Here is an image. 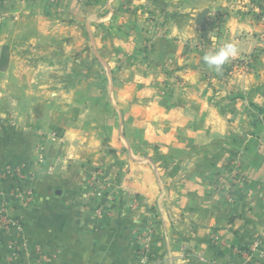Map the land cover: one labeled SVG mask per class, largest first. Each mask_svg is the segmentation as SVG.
I'll return each instance as SVG.
<instances>
[{"label": "crops", "instance_id": "1", "mask_svg": "<svg viewBox=\"0 0 264 264\" xmlns=\"http://www.w3.org/2000/svg\"><path fill=\"white\" fill-rule=\"evenodd\" d=\"M243 1L216 44L260 51L258 72L219 83L189 49L217 0H0V264H143L150 225L157 264H264V124L252 138L247 116V100L264 116V22Z\"/></svg>", "mask_w": 264, "mask_h": 264}, {"label": "rangeland", "instance_id": "2", "mask_svg": "<svg viewBox=\"0 0 264 264\" xmlns=\"http://www.w3.org/2000/svg\"><path fill=\"white\" fill-rule=\"evenodd\" d=\"M248 4H246V6H251L249 7V14L250 16L253 18V21H258L261 20L264 22V16L262 15L261 11H259L257 8H255L254 5L251 4L252 0H248ZM209 2V1H208ZM207 2V3H208ZM206 3V2H204ZM217 6H215L216 12L218 14H216L215 16L212 17V24L209 32L207 31V27L205 30H201L199 26H197L202 34L200 35V37L195 40V44L194 45H189V49L192 51H197V53L202 57L208 53V52H214L216 51L220 46L216 44L219 43L220 44V39L221 37H223L224 32H223V27L224 24L227 23V20L229 18V11L232 10V8L237 9L236 7H238V9L241 8L240 11H242V14L246 13L245 11H243V9H245V6H243L244 1L243 0H220L218 2L217 0ZM245 5V3H244ZM211 7L213 8V6L211 5ZM253 10H257V13H252ZM245 15V14H244ZM239 15H237V17H235V19H237L238 21L239 19ZM148 21H152V18L148 17L147 18ZM197 25V24H196ZM208 33V34H207ZM259 36H263L262 38L264 39V33H258ZM243 35V34H242ZM242 35H235L234 36V41L242 38ZM237 42V41H236ZM147 44L144 43V47H146ZM149 48V47H147ZM139 54L141 51H138ZM141 55V54H140ZM261 57V52L260 51H255L250 53L249 55H245L243 59L240 58H233L231 60H229V62H227L220 71L213 69H210L206 64H205V68H204V73H206V78L208 79H215L216 82H223L224 80H226L229 77H233L234 75H238V74H257L258 72V63ZM167 78H173V74L172 73H167ZM167 79V80H168ZM177 83H168V82H163L160 91L159 90H155L158 91L159 100H168L171 99V97L176 94V90H175V86ZM153 88L148 89V92H151ZM216 90L218 91V86L216 88ZM237 97L240 96H236V95H232L229 99V101L231 102L232 105L236 106V108L232 109V121L237 122L238 119L241 118V116H243L242 114H239L238 111V106H242L245 105L243 102V99H238ZM215 102L216 105L218 106L219 104H221V102H223V100L220 99V97L215 98ZM247 105L248 108L250 109L247 112V116L249 118V121L251 122V127L249 128V136L252 138H260V133L262 132V128H263V124H264V116H262L261 112H258L257 110L253 109L251 107V100H247ZM240 106V107H241ZM242 108V107H241ZM239 108V110L241 109ZM247 108V107H246ZM247 110V109H246Z\"/></svg>", "mask_w": 264, "mask_h": 264}, {"label": "built area", "instance_id": "3", "mask_svg": "<svg viewBox=\"0 0 264 264\" xmlns=\"http://www.w3.org/2000/svg\"><path fill=\"white\" fill-rule=\"evenodd\" d=\"M85 1V0H80ZM106 179L104 178V174L98 171L92 182V193L91 198L96 200L104 199V188ZM12 195L16 198L22 199L25 204H31L33 202V193L22 185L20 181H17V184L12 192ZM101 209L98 210V213L101 214ZM0 226L7 227L8 222L4 215L0 216ZM153 226L150 225L149 228L145 231L137 230L135 232L136 242L138 245V254L143 264H157L156 260H154V256L152 254V236H153Z\"/></svg>", "mask_w": 264, "mask_h": 264}, {"label": "clouds", "instance_id": "4", "mask_svg": "<svg viewBox=\"0 0 264 264\" xmlns=\"http://www.w3.org/2000/svg\"><path fill=\"white\" fill-rule=\"evenodd\" d=\"M237 55H239L238 45L234 42H225L216 51L206 53L203 61L210 69L220 71L229 60Z\"/></svg>", "mask_w": 264, "mask_h": 264}, {"label": "trees", "instance_id": "5", "mask_svg": "<svg viewBox=\"0 0 264 264\" xmlns=\"http://www.w3.org/2000/svg\"><path fill=\"white\" fill-rule=\"evenodd\" d=\"M251 4L255 6V8H257L259 11H261L262 15L264 16V0H252ZM238 99H244L243 96L237 97ZM251 107L255 110H257L258 112H262V109L260 107H258L257 105H255L254 103H250Z\"/></svg>", "mask_w": 264, "mask_h": 264}, {"label": "water", "instance_id": "6", "mask_svg": "<svg viewBox=\"0 0 264 264\" xmlns=\"http://www.w3.org/2000/svg\"><path fill=\"white\" fill-rule=\"evenodd\" d=\"M210 13L209 9L202 11L196 18V24L200 27L201 30H205L207 27V18Z\"/></svg>", "mask_w": 264, "mask_h": 264}]
</instances>
